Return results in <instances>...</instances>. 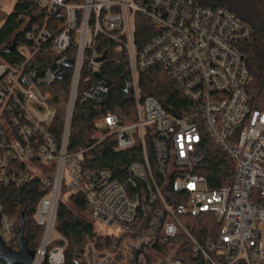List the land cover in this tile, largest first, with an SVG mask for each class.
I'll list each match as a JSON object with an SVG mask.
<instances>
[{
  "label": "built area",
  "instance_id": "obj_1",
  "mask_svg": "<svg viewBox=\"0 0 264 264\" xmlns=\"http://www.w3.org/2000/svg\"><path fill=\"white\" fill-rule=\"evenodd\" d=\"M39 4L55 18L62 16L63 28H33L25 42L15 44L18 60L0 62V183L21 187L38 179L43 194L36 221L44 233L31 264L65 262L67 241L56 232L64 195L68 202L73 195L82 197L96 223L123 231L143 264L149 259L154 264H264V106H250L251 76L239 49L251 37L250 27L231 11L200 0ZM138 19L148 24V40L140 46ZM101 36L118 44L117 54L126 57L117 64L128 74L125 92L136 106L134 121L107 105L112 83L101 75L109 61L108 52L98 49ZM104 54L107 59L97 62ZM68 61L72 68L64 66ZM155 67L182 89L189 102L182 116L142 95L140 73ZM67 70L72 74L59 137L52 131L57 113L46 89ZM79 103H91L104 114L94 120L90 146L70 150ZM205 135L235 163L234 178L219 189L195 173L205 162ZM111 139L117 152L137 149L139 159L122 178L90 168L86 156ZM208 217L218 224V236L203 245L189 227L191 220ZM16 237L0 203V238L9 247ZM157 244H170V253L158 255ZM184 247L191 248L193 260L178 259Z\"/></svg>",
  "mask_w": 264,
  "mask_h": 264
},
{
  "label": "trees",
  "instance_id": "obj_2",
  "mask_svg": "<svg viewBox=\"0 0 264 264\" xmlns=\"http://www.w3.org/2000/svg\"><path fill=\"white\" fill-rule=\"evenodd\" d=\"M86 0H67L73 5H83ZM203 6L225 8L234 13L246 23L251 31V37L239 45L244 61L251 76L246 88L252 109L264 106V0H200ZM140 27L137 32L138 45L144 44L147 38L148 24L138 19ZM138 24V25H139ZM64 26V18H55L47 9L40 6L39 0H17L12 13L0 27V61L16 62L19 51L8 53L12 44H19L27 40V35L35 27H46L52 31H59ZM118 44L99 37L98 49L108 52L109 61L101 71L102 77L112 83L111 96L107 105L116 109L123 118L135 119L136 106L125 87L128 74L117 64L126 62L124 54H117ZM6 49V50H5ZM71 70H67L63 80L46 89L49 101L56 109V119L52 131L60 137L62 135L66 110L69 99ZM140 89L144 97H154L168 113L182 116L188 107L179 84L160 67H155L140 73ZM82 100V99H81ZM104 113L95 110L91 103H79L77 106L72 132L70 150L87 149L92 143L94 120ZM116 141L111 139L102 146L90 150L86 156L90 158V168L96 170L107 169L117 178H122L129 165L138 160L137 149L127 152L116 151ZM205 157L204 164L195 173L204 176L211 189H219L230 184L235 174V163L227 154L207 135L204 136L201 147ZM92 158V159H91ZM42 192L39 180H33L27 185L4 186L0 183V203L5 213L14 222V232L17 235L14 242L9 244L12 251H19L18 233L24 224L23 242L27 244L29 252H36L43 238V227L36 221V213ZM86 206L83 198L77 195L70 197L68 203L59 206L56 232L67 240L64 264H78L76 256L86 241L93 242L99 252H109L113 249L115 237L102 236L95 231L94 224L86 219ZM194 236L205 245L218 236L219 226L212 217L191 220ZM61 244H64L63 242ZM170 244L155 247L158 255L170 253ZM186 252V253H185ZM183 262L194 259L190 247H184L178 256ZM5 264V263H4ZM45 264H49L46 262ZM148 264H154L149 259Z\"/></svg>",
  "mask_w": 264,
  "mask_h": 264
},
{
  "label": "flooded vegetation",
  "instance_id": "obj_3",
  "mask_svg": "<svg viewBox=\"0 0 264 264\" xmlns=\"http://www.w3.org/2000/svg\"><path fill=\"white\" fill-rule=\"evenodd\" d=\"M86 242L76 256L78 264H143V256L135 242L131 240L115 239L111 251L99 252L94 250L90 253H86Z\"/></svg>",
  "mask_w": 264,
  "mask_h": 264
},
{
  "label": "water",
  "instance_id": "obj_4",
  "mask_svg": "<svg viewBox=\"0 0 264 264\" xmlns=\"http://www.w3.org/2000/svg\"><path fill=\"white\" fill-rule=\"evenodd\" d=\"M56 17H59V14L56 15ZM16 45L12 44L9 48L8 53L15 51ZM6 50V49H5ZM107 59V55L104 54V56L97 60V62H103ZM64 66L67 68H72L73 62L68 61L64 63ZM97 78L100 79V74H97ZM111 83H108V86H110ZM128 92V90H126ZM25 225L23 224L19 233H18V244H19V251L14 252L6 246L3 241L0 238V262L5 264H31L36 252H29L27 248V244L23 242V232H24Z\"/></svg>",
  "mask_w": 264,
  "mask_h": 264
},
{
  "label": "rangeland",
  "instance_id": "obj_5",
  "mask_svg": "<svg viewBox=\"0 0 264 264\" xmlns=\"http://www.w3.org/2000/svg\"><path fill=\"white\" fill-rule=\"evenodd\" d=\"M17 0H0V27L4 24V22L6 21L7 17L12 13L14 6L16 4ZM1 62V61H0ZM62 201L65 203H68L67 200V196H63L62 197ZM86 219H88L89 221L93 222L94 226H95V231L102 236H115L117 238H122L123 237V231H121L120 229H109L104 227L103 225L96 223L92 217H90L89 215H85L84 216ZM67 241V240H66ZM87 244L85 245V249H86V253H90L93 252L95 249L93 242H91L90 240H88L86 242ZM149 255H153L152 251H148Z\"/></svg>",
  "mask_w": 264,
  "mask_h": 264
}]
</instances>
